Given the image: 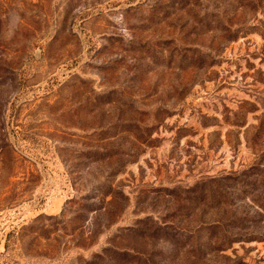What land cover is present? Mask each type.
Here are the masks:
<instances>
[{
	"label": "rangeland",
	"instance_id": "obj_1",
	"mask_svg": "<svg viewBox=\"0 0 264 264\" xmlns=\"http://www.w3.org/2000/svg\"><path fill=\"white\" fill-rule=\"evenodd\" d=\"M263 170L264 0H0V264H264Z\"/></svg>",
	"mask_w": 264,
	"mask_h": 264
},
{
	"label": "trees",
	"instance_id": "obj_2",
	"mask_svg": "<svg viewBox=\"0 0 264 264\" xmlns=\"http://www.w3.org/2000/svg\"><path fill=\"white\" fill-rule=\"evenodd\" d=\"M260 173L262 175H264V170H263V172L261 171ZM248 185H250V187H251L250 190H246V188H245V186H248ZM245 186L240 185L237 188V190H235V192H234L235 196H239V195H241V197H249V196H251L253 198L252 200L254 202L256 201V202L264 205V177H263L262 180H259L258 182H254L252 184L247 183ZM218 188H216V189H218L217 194H218L219 197L221 196V197L230 199L229 194L226 193V191H224L223 188H221V187H218ZM240 193H242V194H240ZM232 225H234V224L232 223ZM216 226L215 225H208V228H214ZM216 231H218V230H216ZM154 232H156V230H153L152 232H150V234H152ZM164 235L168 236L167 238L173 240L174 243H177L181 239V236L183 235V233L181 231H179V232H174V233H171V234H166L165 233ZM186 236H188V235H186ZM112 253L115 256H118V257L122 256L120 259L125 260L124 262H126V264H130V263L141 264L142 261H143L141 259V258H143L142 254H141L142 252L141 253L133 252V251H131V248L130 249H126V248L117 249V248H114ZM142 264H145V260H144V262Z\"/></svg>",
	"mask_w": 264,
	"mask_h": 264
}]
</instances>
